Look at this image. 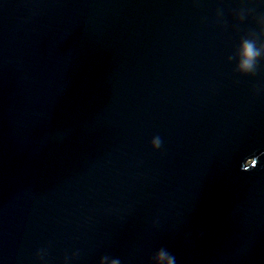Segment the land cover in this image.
Here are the masks:
<instances>
[{"label":"water","instance_id":"water-1","mask_svg":"<svg viewBox=\"0 0 264 264\" xmlns=\"http://www.w3.org/2000/svg\"><path fill=\"white\" fill-rule=\"evenodd\" d=\"M258 15L0 0V264H264V60H228Z\"/></svg>","mask_w":264,"mask_h":264},{"label":"clouds","instance_id":"clouds-1","mask_svg":"<svg viewBox=\"0 0 264 264\" xmlns=\"http://www.w3.org/2000/svg\"><path fill=\"white\" fill-rule=\"evenodd\" d=\"M252 11L254 9L241 8L235 14L237 21H242ZM217 16H219V12ZM255 21L258 31L249 32L241 37L234 54L228 57L229 61L236 60L235 71L241 75H256L259 62L264 60V15L256 16ZM150 144L151 148L156 150L161 147V140L159 137H154ZM249 168L247 167V169ZM152 261L153 264H174V257L165 249H159L152 257ZM106 262L107 264H118V261L115 259L109 261L107 256L102 257L99 264H106Z\"/></svg>","mask_w":264,"mask_h":264},{"label":"snow or ice","instance_id":"snow-or-ice-1","mask_svg":"<svg viewBox=\"0 0 264 264\" xmlns=\"http://www.w3.org/2000/svg\"><path fill=\"white\" fill-rule=\"evenodd\" d=\"M252 163H255V161H253Z\"/></svg>","mask_w":264,"mask_h":264}]
</instances>
